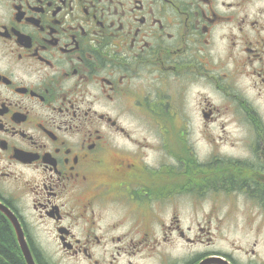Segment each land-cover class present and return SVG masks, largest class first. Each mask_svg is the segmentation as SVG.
Returning <instances> with one entry per match:
<instances>
[{
  "label": "flooded vegetation",
  "instance_id": "obj_1",
  "mask_svg": "<svg viewBox=\"0 0 264 264\" xmlns=\"http://www.w3.org/2000/svg\"><path fill=\"white\" fill-rule=\"evenodd\" d=\"M166 205L193 264H264L243 245L264 239V0H0V218L22 264L150 258ZM224 219L242 236L219 248L202 233Z\"/></svg>",
  "mask_w": 264,
  "mask_h": 264
},
{
  "label": "rangeland",
  "instance_id": "obj_2",
  "mask_svg": "<svg viewBox=\"0 0 264 264\" xmlns=\"http://www.w3.org/2000/svg\"><path fill=\"white\" fill-rule=\"evenodd\" d=\"M108 206V211L106 212L105 215V221L107 223L113 224L116 223L118 221H124V225L129 226L132 228V225L137 224L133 218L131 216H129V214L121 212L115 205H111V203H107ZM169 206H162L160 207L157 211L159 213V218L156 217L155 221L153 224H151V227L154 226V228L151 230V257H147L144 259L139 260L138 262L136 261L135 264H158L161 262L162 257L165 259L167 258V254L169 255H177L178 259L180 261H183L184 259H187V264H193V260L198 259L197 255L199 253L202 252V250H199L196 247L193 246H181L180 242L177 241L176 243H172V246H178L175 248H170V240L171 242L173 241L172 236L175 237L176 233H174L173 235L170 234V232L165 233L164 232V228L160 227V224L162 223V221L164 222V219H166L168 221L169 218ZM183 209V212H181V214L184 217V220L187 221V223H189L192 214L190 211ZM235 218L233 219H238L242 218L243 213L242 211H237L234 213ZM102 221V219H98V224ZM220 225V228H210L211 230V234H209V230L206 228H203V233H202V238H207L210 236H214V238H216L217 236L219 237H224L227 238L228 241L226 243L219 241L218 242V247H223V248H228L230 246L231 243H233L234 241H239L240 237L242 236V233H240L238 230L236 229H232L233 227H230L231 224V219H224L222 221H220L218 223ZM187 229V228H185ZM170 231V230H168ZM200 229L196 228L194 229V232H199ZM163 239V241H157L156 239ZM46 246H55V244L52 243H47L45 244ZM243 245L245 247H252V246H256V257L261 259V256L264 258V239L260 240L257 244H249L247 242H243ZM175 249V252H173V250ZM205 251V250H203ZM260 252V253H259ZM261 254V256H260ZM197 257V258H196ZM151 259V260H150ZM158 263H156V262ZM64 262V261H63ZM68 264H83L82 262H74V261H69Z\"/></svg>",
  "mask_w": 264,
  "mask_h": 264
},
{
  "label": "trees",
  "instance_id": "obj_3",
  "mask_svg": "<svg viewBox=\"0 0 264 264\" xmlns=\"http://www.w3.org/2000/svg\"><path fill=\"white\" fill-rule=\"evenodd\" d=\"M13 244L9 229L0 218V254L5 257L7 264H22L14 252Z\"/></svg>",
  "mask_w": 264,
  "mask_h": 264
},
{
  "label": "water",
  "instance_id": "obj_4",
  "mask_svg": "<svg viewBox=\"0 0 264 264\" xmlns=\"http://www.w3.org/2000/svg\"><path fill=\"white\" fill-rule=\"evenodd\" d=\"M28 263H29V264H35L34 261H33V259H32L31 257H28ZM206 263H207V262H206Z\"/></svg>",
  "mask_w": 264,
  "mask_h": 264
}]
</instances>
